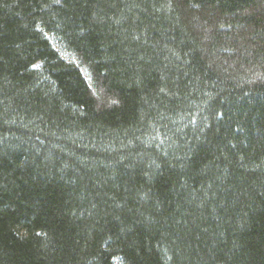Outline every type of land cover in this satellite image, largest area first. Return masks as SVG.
Masks as SVG:
<instances>
[{
	"label": "trees",
	"instance_id": "trees-1",
	"mask_svg": "<svg viewBox=\"0 0 264 264\" xmlns=\"http://www.w3.org/2000/svg\"><path fill=\"white\" fill-rule=\"evenodd\" d=\"M0 264H264V0H0Z\"/></svg>",
	"mask_w": 264,
	"mask_h": 264
}]
</instances>
